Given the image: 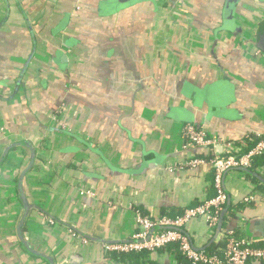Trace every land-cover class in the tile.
Here are the masks:
<instances>
[{"label":"crops","instance_id":"obj_1","mask_svg":"<svg viewBox=\"0 0 264 264\" xmlns=\"http://www.w3.org/2000/svg\"><path fill=\"white\" fill-rule=\"evenodd\" d=\"M224 3L0 0V159L17 142L35 153L20 187L24 230L17 178L31 151L12 147L0 161V264H49L21 238L55 264H123L103 246L130 237L132 206L157 217L212 194L210 165L174 167L202 152L185 147V124L242 150L264 134V55L253 45L264 0H240L227 29ZM255 173L264 186V165ZM223 186L226 208L253 202L217 236L191 219L196 248L264 217V191L245 172L228 171ZM149 257L177 264L165 249Z\"/></svg>","mask_w":264,"mask_h":264},{"label":"built area","instance_id":"obj_2","mask_svg":"<svg viewBox=\"0 0 264 264\" xmlns=\"http://www.w3.org/2000/svg\"><path fill=\"white\" fill-rule=\"evenodd\" d=\"M255 54H259L256 51ZM185 139V147L198 149L202 155H193L176 164L175 168L194 169L199 165L212 167V185L214 196L203 203L193 207L184 208L183 212L176 216L152 217L134 210L136 228L130 237L118 243L105 244L106 252H149L162 249L170 244H177L179 251L193 264H248L249 261H264V236L252 237L246 230L245 235L236 236L231 230L226 231L227 242L223 256L211 254L203 248H196L185 231V225L191 219H204L209 232L215 236L220 229L221 213L226 208L228 197L223 186L224 175L237 169L242 172L251 167L252 160L264 153V134L257 135L256 144L244 152L241 147H233L232 143H220L212 137L203 127L187 123L182 127ZM217 147L224 151L217 152ZM245 201L252 200L246 197ZM225 207V208H224ZM52 224L53 220L49 219ZM76 235V233H73ZM77 236V235H76ZM225 237L224 235H222ZM86 241L85 238H82Z\"/></svg>","mask_w":264,"mask_h":264},{"label":"trees","instance_id":"obj_3","mask_svg":"<svg viewBox=\"0 0 264 264\" xmlns=\"http://www.w3.org/2000/svg\"><path fill=\"white\" fill-rule=\"evenodd\" d=\"M262 54L264 55V52H262ZM256 142H257V137L255 135H249V136H247V138L241 139V144L244 145V147H245V149H243V151L244 152L248 151L250 148H252L256 144ZM197 155H202V154H197ZM261 165H264V153L258 157H255L252 160L251 167L247 171H245L246 178L256 186V187H254V190L256 189L258 192H259V190L264 191V186H263V184H261L260 180H258V178H257L258 176L255 173L256 167L261 166ZM231 171H237V169H234ZM211 190H212V194H209L208 198H206L205 200L210 199L211 197L214 196L213 185L211 186ZM205 200L198 201V202H196V204H193V205L188 206V207H193L195 205L201 204ZM252 202H253V200L245 201V200L241 199L238 202L231 204L229 206V208H225L226 207V204H225V207H224L225 209L221 213V226H220L221 229L225 230L229 220L234 218L236 215H238V213L242 212L244 210V208ZM132 208H133V210H139L142 214H145V212L137 206H132ZM183 210H184V208L174 210L173 212L168 211L167 213H169V214H161L160 216H176V215L181 214L183 212ZM21 228H23V230H24L23 225ZM244 230H246V225L244 227ZM244 230L241 229L240 227H236L231 231L236 236H243V235H245ZM209 234H211V233H209ZM211 235H213V234H211ZM223 235L225 237L222 236V238L218 241L213 240V236H211V238H210V236H208L207 243L204 245V249L209 251L211 254H215L217 256L222 257L223 252H224L225 247H226V242H227L226 231L223 232ZM162 249L163 250L165 249V251H167L168 253H171L174 256L177 264H193L190 260H188L179 251L178 246L175 243L167 245V246L163 247ZM149 253L150 252L147 250L128 251V252H109L108 255H106V259L110 260L112 262L123 263V264H159L157 261H153L149 257ZM30 254L37 255V254H34L32 252H30ZM38 256L41 257L40 255H38ZM41 258H43V257H41ZM43 259L46 260L45 258H43ZM248 264H264V261L251 260L248 262Z\"/></svg>","mask_w":264,"mask_h":264},{"label":"water","instance_id":"obj_4","mask_svg":"<svg viewBox=\"0 0 264 264\" xmlns=\"http://www.w3.org/2000/svg\"><path fill=\"white\" fill-rule=\"evenodd\" d=\"M239 1L240 0H225L224 11H223V24H224L223 28L224 29H227V28H230L231 26L236 25L234 12H235V6L238 4ZM64 24H65V21H63V25ZM237 29H238V26H237ZM253 45L255 46L256 49L260 50L261 52H264V19L258 25L256 34H255V41L253 42ZM62 59L64 60L65 57H63ZM17 146L27 147L31 151L30 161H29L28 165L20 171L19 176L17 178L18 186L20 188L22 180H23L26 172L31 168V166L33 164V159H34L35 153L33 151L32 146L28 142H17V143L10 144L9 146H7L5 148L4 153H3V157H1L0 161L4 158V156L7 154V152L9 151L10 148L17 147ZM104 160L110 168H113L109 164L107 159H104ZM146 165H147V163L144 162L141 164V166L137 170L128 169V170H126V172H128V173L139 172ZM19 192H20L19 197L23 201V204H24V212H23V215L21 217V220L19 221V226H20L19 230H21L22 224L24 223V221H25V219L29 213V205H28L27 200L25 198V194L21 191V188H20ZM227 206H228V204H227ZM220 226H221V221L219 224V228H220ZM246 232L252 237H263L264 236V217H256V218L250 219L246 224ZM217 233H219V229H218ZM21 239H22V243H23V245L27 251L32 252V253L37 254V255H40L41 257L45 258L49 264H55L53 259L50 256L36 252L35 250H33L28 245V243L25 240H23V238H21Z\"/></svg>","mask_w":264,"mask_h":264}]
</instances>
